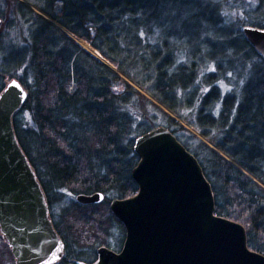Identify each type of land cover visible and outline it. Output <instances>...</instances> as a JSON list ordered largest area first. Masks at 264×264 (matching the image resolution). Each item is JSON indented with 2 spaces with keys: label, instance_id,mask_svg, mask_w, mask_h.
<instances>
[{
  "label": "trees",
  "instance_id": "1",
  "mask_svg": "<svg viewBox=\"0 0 264 264\" xmlns=\"http://www.w3.org/2000/svg\"><path fill=\"white\" fill-rule=\"evenodd\" d=\"M263 1L241 26L264 28ZM18 24L21 43L11 34ZM241 26L210 0H0V92L10 79L26 91L12 126L48 207L59 192L104 195L96 206L74 204L93 208L76 213L77 226L54 225L62 259L89 262L76 246L90 228L105 236V219L122 227L108 202L136 193L134 139L157 124L198 160L215 214L242 224L247 246L264 255V60ZM121 76L130 83L115 92ZM223 84L231 87L221 94Z\"/></svg>",
  "mask_w": 264,
  "mask_h": 264
},
{
  "label": "water",
  "instance_id": "2",
  "mask_svg": "<svg viewBox=\"0 0 264 264\" xmlns=\"http://www.w3.org/2000/svg\"><path fill=\"white\" fill-rule=\"evenodd\" d=\"M242 32L264 59V33L251 26ZM21 88L22 93L6 94L4 88L0 93V233L15 264H43L62 256L63 243L14 134L12 117L26 99ZM134 152L137 193L110 203L125 227L122 249L100 247L91 264H264V255L247 247L244 227L214 214L211 187L198 161L169 130L158 126L138 136ZM101 199V194L77 197L82 203Z\"/></svg>",
  "mask_w": 264,
  "mask_h": 264
},
{
  "label": "rangeland",
  "instance_id": "3",
  "mask_svg": "<svg viewBox=\"0 0 264 264\" xmlns=\"http://www.w3.org/2000/svg\"><path fill=\"white\" fill-rule=\"evenodd\" d=\"M210 1L214 6L217 5L218 8L222 9V16L224 17V21L226 23H232L233 25H236V26L237 25L241 26V24H242L241 20L246 18V14H245L246 10H248L250 8H255L256 4H257V0H210ZM24 2L26 4H28L30 7H32L36 12H39L29 2H27V1H24ZM259 8H264V1L262 2V6H260ZM4 14H7L6 9L4 10ZM241 28H242V26H241ZM12 31H11L12 38H14L15 41L20 42V43L24 41V37L26 36L25 26H21L20 24H18L17 27L15 29H13ZM68 35L71 36L70 34H68ZM76 42L80 45L81 48L90 52L93 56L98 58L103 64H106V66L115 70L114 66L111 63L107 62L106 60L100 58L98 52L96 50H94L93 48H91L87 42H85L84 40H80V39H76ZM19 73L20 72H18V74ZM125 82H128V80L124 76H121V80L112 86L113 91L120 92L122 90ZM128 83H130V82H128ZM222 86H223V88H222L221 94L224 91H227V90L229 91L230 90L229 87H231V86H228L225 84H223ZM140 91L142 93H144L142 90H140ZM156 116H157V118L160 117V115L158 113H156ZM157 120L158 119L155 118L156 123L158 122ZM158 126L164 127L163 125L157 124L156 126H154L152 128H155ZM178 136L181 138V141L182 140L184 141V139H185L189 144H192V145H196V140L198 141V139L193 138L186 133H178ZM201 140H203L204 143H206L207 145H210V146L212 145L211 141L208 139L201 138ZM57 196L59 197L58 201L50 204L49 218L52 221L53 225H56V227L59 228L60 231H62L64 226H65V230L67 231V227L69 225L68 222H69V219H71V218H73L75 221L74 226H77V224H78L77 223L78 222L77 217L80 214H76V213L81 212V214L84 215V213L86 214V212L89 209H93V208H79V210H75L77 207L74 206V204L75 203L80 204V203H78V201L76 200V196H73L68 192H63V193L59 192V193H57ZM103 200H104V195L102 197V200L99 203H92V204L87 203V204H80V205L96 206V205H99L100 203H102ZM110 203H111V200H109V202H108V207H109L110 212L112 213V211L110 209ZM72 207H75V208H73V214H72V212H70ZM83 215H82V217H83ZM113 216L115 217L114 214H113ZM104 221H106V224L103 225V227H104L103 229L106 231L105 236H104V233L102 231L97 230L95 227H91L90 228L91 229L90 235H88V237H86L85 240L82 241V242H84L85 245L83 247L76 246V251L80 252L81 255L86 259V261H89V263H94L97 260L96 250L98 247H102V246L107 247L114 252H118L122 247L124 236H125V231H124L123 225L120 222L119 223L122 225L123 228L121 226L118 227L117 224L114 225L115 221L113 219H111V221H109V220L107 221L105 219ZM232 221H234V220H232ZM234 222H236V221H234ZM237 223H239V222H237ZM244 230H245V227H244ZM61 234H62L61 236H63L62 232H61ZM61 236H60V238L62 240ZM79 247L82 249H79ZM61 260L62 261H60L58 264H76L75 261H82V260H75V259H70V258L69 259H61ZM12 261L13 260H12V257L10 256V253L6 250L5 246H3L1 241H0V264H13ZM83 262H85V261H83Z\"/></svg>",
  "mask_w": 264,
  "mask_h": 264
},
{
  "label": "snow or ice",
  "instance_id": "4",
  "mask_svg": "<svg viewBox=\"0 0 264 264\" xmlns=\"http://www.w3.org/2000/svg\"><path fill=\"white\" fill-rule=\"evenodd\" d=\"M253 31H254V30H253ZM259 31H260L261 33H264V28L259 29ZM213 70H214V69H213ZM227 75H228V76H231L232 73L229 72V73H227ZM241 83H243V81H241ZM15 89H20V92H21V93L23 92V89L21 88L20 83H18L16 80H13V81L11 82V84H8L6 87H4V92H5L6 94H11V93H10V90H13V91H14ZM17 95H19V93H17ZM24 95H25V97H26L27 94H24ZM53 255H55V253H53ZM57 258H58V257H57ZM43 264H53V261L45 259L44 262H43Z\"/></svg>",
  "mask_w": 264,
  "mask_h": 264
},
{
  "label": "flooded vegetation",
  "instance_id": "5",
  "mask_svg": "<svg viewBox=\"0 0 264 264\" xmlns=\"http://www.w3.org/2000/svg\"><path fill=\"white\" fill-rule=\"evenodd\" d=\"M0 241H1V243H2V245L3 246H5V248H6V250L9 252V248L7 247V245L3 242V239H2V237L0 236ZM10 253V252H9ZM11 254V253H10ZM13 260V259H12ZM13 262V261H12ZM59 262H56L55 264H58ZM13 264H14V262H13Z\"/></svg>",
  "mask_w": 264,
  "mask_h": 264
}]
</instances>
